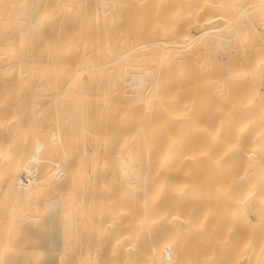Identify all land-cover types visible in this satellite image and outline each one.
<instances>
[{"label": "bare ground", "instance_id": "bare-ground-1", "mask_svg": "<svg viewBox=\"0 0 264 264\" xmlns=\"http://www.w3.org/2000/svg\"><path fill=\"white\" fill-rule=\"evenodd\" d=\"M255 74L264 0H0V264H264Z\"/></svg>", "mask_w": 264, "mask_h": 264}, {"label": "rangeland", "instance_id": "rangeland-1", "mask_svg": "<svg viewBox=\"0 0 264 264\" xmlns=\"http://www.w3.org/2000/svg\"><path fill=\"white\" fill-rule=\"evenodd\" d=\"M232 44L234 45L235 47V53L237 54L238 51H239V45L237 43L236 40L234 41H231ZM226 65V67L224 66V69H226L228 67V64H224ZM224 70H217L216 73H212V77L217 78L218 74L223 72ZM250 74H246V77H249ZM254 79L253 80H250V82L248 83V85L245 86V90H246V96L245 97H248V95H251V94H255L257 96V100H258V103H260L261 105H264V81L260 79V77L255 74V76L253 77ZM231 109H234V108H231ZM240 112L244 115H246L247 113L250 112V110H244V109H240ZM253 113H255V108L253 110ZM255 118V117H254ZM256 119V128H262L264 129V119H262L261 116H258L255 118Z\"/></svg>", "mask_w": 264, "mask_h": 264}]
</instances>
